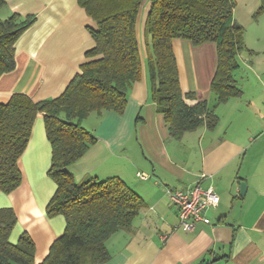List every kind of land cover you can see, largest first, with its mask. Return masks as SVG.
<instances>
[{
	"label": "crops",
	"instance_id": "obj_1",
	"mask_svg": "<svg viewBox=\"0 0 264 264\" xmlns=\"http://www.w3.org/2000/svg\"><path fill=\"white\" fill-rule=\"evenodd\" d=\"M236 2L234 18L245 28L246 46L234 72L241 90L237 96L222 103L215 99L211 89L218 67L215 43L195 45L187 39L173 43L181 88L196 94L187 101L207 100L218 116L214 128L202 124L173 137L152 100L150 39L145 34L149 1L137 23L142 76L129 91L124 113L92 112L82 121L97 142L69 167L76 179L120 176L147 203L132 225L107 240L111 258L103 264H264V13L255 17L262 0ZM14 13L34 14L36 21L17 40L15 68L0 76V102L14 93L34 101L61 95L94 46L89 27H96V22L78 0H0V19ZM51 156L39 114L19 159L21 185L8 194L0 190V208L12 207L17 216L11 239L29 233L37 264L66 227L63 215L46 214L57 187L47 173ZM138 172L150 178L142 180ZM242 181L247 184L244 194ZM195 183L213 188L221 201L208 212L210 224L199 223L194 231H186L168 188Z\"/></svg>",
	"mask_w": 264,
	"mask_h": 264
},
{
	"label": "trees",
	"instance_id": "obj_2",
	"mask_svg": "<svg viewBox=\"0 0 264 264\" xmlns=\"http://www.w3.org/2000/svg\"><path fill=\"white\" fill-rule=\"evenodd\" d=\"M96 22L89 27L94 46L65 91L34 101L14 93L0 102V190L11 193L23 180L19 159L26 150L34 123L43 115L52 147L48 175L57 187L46 206L49 217L63 215L66 227L38 264H103L111 258L107 240L128 227L147 207L145 199L120 176L77 180L69 167L97 142L82 121L92 112L124 113L129 91L142 76L143 58L137 23L145 1L150 8L145 34L150 39L151 98L173 137L202 124L214 128L218 116L207 100L194 104V92H183L174 40L195 45L213 42L218 67L211 83L217 103L240 93L234 76L245 50V28L234 18L236 0H78ZM264 13V0L255 17ZM36 21V15L14 13L0 19V76L16 66V43ZM17 225L12 207L0 208V264H37L36 245L26 231L11 239Z\"/></svg>",
	"mask_w": 264,
	"mask_h": 264
},
{
	"label": "built area",
	"instance_id": "obj_3",
	"mask_svg": "<svg viewBox=\"0 0 264 264\" xmlns=\"http://www.w3.org/2000/svg\"><path fill=\"white\" fill-rule=\"evenodd\" d=\"M142 180H147L150 175L138 172ZM171 201L178 208L180 225L186 231H194L199 223H211L208 212L216 208L220 195L213 188H203L199 183L187 188H168Z\"/></svg>",
	"mask_w": 264,
	"mask_h": 264
},
{
	"label": "water",
	"instance_id": "obj_4",
	"mask_svg": "<svg viewBox=\"0 0 264 264\" xmlns=\"http://www.w3.org/2000/svg\"><path fill=\"white\" fill-rule=\"evenodd\" d=\"M247 184L245 181L241 182V193L244 194L246 190Z\"/></svg>",
	"mask_w": 264,
	"mask_h": 264
},
{
	"label": "rangeland",
	"instance_id": "obj_5",
	"mask_svg": "<svg viewBox=\"0 0 264 264\" xmlns=\"http://www.w3.org/2000/svg\"><path fill=\"white\" fill-rule=\"evenodd\" d=\"M244 54H247V53H244Z\"/></svg>",
	"mask_w": 264,
	"mask_h": 264
}]
</instances>
